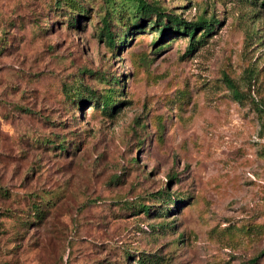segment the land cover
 I'll return each mask as SVG.
<instances>
[{
	"label": "rangeland",
	"instance_id": "374dc122",
	"mask_svg": "<svg viewBox=\"0 0 264 264\" xmlns=\"http://www.w3.org/2000/svg\"><path fill=\"white\" fill-rule=\"evenodd\" d=\"M145 1L216 23L186 52L122 26L130 0H0V264H264V3ZM36 196L53 206L24 226Z\"/></svg>",
	"mask_w": 264,
	"mask_h": 264
},
{
	"label": "trees",
	"instance_id": "16d2710c",
	"mask_svg": "<svg viewBox=\"0 0 264 264\" xmlns=\"http://www.w3.org/2000/svg\"><path fill=\"white\" fill-rule=\"evenodd\" d=\"M131 5L133 6V14L131 18V23L128 22V26L123 23L122 26L129 27L130 29H140L143 30V23L147 20L150 26H153L152 29L158 34L160 39L165 34H184L187 37V45H186V52H190L194 47L197 45H201L205 41V36L209 33L215 25L216 21L210 18H204L203 16H198L194 21H185L180 19L179 16H175L172 14H166L162 10H160L159 6L156 4H150L145 0H130ZM261 3H264L262 0ZM58 5V3H56ZM112 12L105 11L101 17V26L99 29V36H102L104 43L109 46L110 48H114L116 43V37L114 31L111 29L110 19L112 17ZM77 16L84 17V14L78 12ZM73 22V21H72ZM197 30H201V33L198 35L196 34ZM111 80L113 84L118 83L117 79L114 76H111ZM114 85L107 88V92L101 94L98 98H94V105H99L102 109V112L106 115L110 114L109 109L113 108V93H114ZM89 98L95 97L92 91L88 92ZM70 94L66 92V97L70 101L76 100L78 101L81 98L78 94ZM82 99V98H81ZM65 139L62 135H53V139L45 138L44 143L48 146H52L57 150V153H63L66 145ZM172 178V177H171ZM153 196L152 203L158 202L161 205L164 203H175L176 200L179 198L173 199L171 198V194H169L165 189H159L151 194ZM38 197L37 201L29 200V205L27 206L26 210L21 211L22 215L21 222L24 226L29 224H37L39 223L45 215L49 213V209L53 206V203H49V205L43 204V197ZM155 205L151 203L145 204L144 202H137V210L141 211L144 215L149 214L155 209H152ZM5 216H9L6 214ZM142 254H138L135 258V264H149L152 263L151 256H144V252ZM150 260V261H149ZM153 264V263H152Z\"/></svg>",
	"mask_w": 264,
	"mask_h": 264
}]
</instances>
